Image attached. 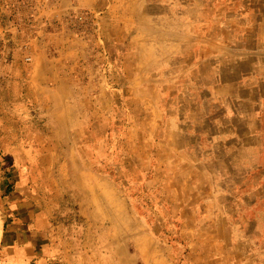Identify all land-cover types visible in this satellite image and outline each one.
I'll return each instance as SVG.
<instances>
[{"label":"rangeland","instance_id":"1","mask_svg":"<svg viewBox=\"0 0 264 264\" xmlns=\"http://www.w3.org/2000/svg\"><path fill=\"white\" fill-rule=\"evenodd\" d=\"M222 2L0 0V32L20 49L0 91V222L32 193L53 211L59 264H264L237 244L264 236L259 138L231 117L254 104L222 88L243 44L233 31L252 49L264 0ZM138 23L151 45L137 56ZM176 31L179 54L148 61Z\"/></svg>","mask_w":264,"mask_h":264},{"label":"crops","instance_id":"2","mask_svg":"<svg viewBox=\"0 0 264 264\" xmlns=\"http://www.w3.org/2000/svg\"><path fill=\"white\" fill-rule=\"evenodd\" d=\"M232 5H234V0H223L221 7L228 10ZM143 18V17H142ZM142 22V20H141ZM135 28H130L131 32L128 35L129 47L132 46L137 49L141 46L143 52H136L139 54H147L149 45H151V38L143 37L140 35L141 25L139 23ZM255 27L253 32L254 47L252 49L244 46L248 38L251 36L249 31H233L235 33V38L238 42H243L236 44L234 48L229 50L228 69L232 78L228 79V82L222 84V88L229 89L234 95H237V102L239 104H245L247 102L254 104L253 112L246 113L244 110L234 112L231 117L239 118L242 120H253L254 122V132L253 135L259 138V144L254 150L259 152L258 162L255 163L258 166L257 171H254L252 177L257 179L260 183H264V177L261 175V170L264 171V16L259 20H256L252 24ZM168 34L165 33L164 35ZM174 37V42L164 41L161 46V42L158 41V48L161 46L163 49V55L157 57L156 54H160L157 50L156 54L152 53L151 62H161L162 59L170 58L174 54H179L183 46H177L175 44V38H181L182 34L174 32L172 33ZM192 36H197L196 34H191ZM208 35V33H205ZM191 36V37H192ZM141 40V41H140ZM150 40V41H149ZM14 60L17 53H20V49L13 45ZM194 48L198 51L203 50L197 44ZM206 50V49H205ZM131 51H127L125 56L127 57ZM250 57L254 58L252 64H247V59ZM11 61L7 65V71L13 70L15 72L16 61ZM223 60V59H222ZM143 65L145 60L140 59ZM223 70V69H222ZM225 71V70H223ZM226 75V71L224 72ZM10 79V76L8 75ZM233 79V80H232ZM231 80V81H230ZM14 82L12 81V86ZM253 92V99L250 96H243L244 92ZM227 102H234L232 98H226ZM225 117H227L225 115ZM252 178V179H253ZM245 176L242 177V182H245ZM215 193V191H213ZM13 194H18L14 192ZM250 194H253V192ZM214 197L216 195L214 194ZM7 202V209L3 210L4 220L2 221V238H1V253H2V264H59L60 259L55 257V253L52 248V235L49 229L52 227V210H44L41 208L40 201H35L34 196L31 194H19V196L10 197ZM5 202V204H6ZM257 203H255V208H257ZM264 232V226L257 229V234L262 235ZM264 236H262L263 238ZM261 238V239H262ZM254 234L253 238H240L238 239V245L243 247V257L245 262L247 259L254 258L256 261L264 260V239L261 240ZM241 260V261H242ZM62 263V262H61ZM257 263V262H256Z\"/></svg>","mask_w":264,"mask_h":264},{"label":"built area","instance_id":"3","mask_svg":"<svg viewBox=\"0 0 264 264\" xmlns=\"http://www.w3.org/2000/svg\"><path fill=\"white\" fill-rule=\"evenodd\" d=\"M84 19L85 16L82 14L77 16L79 22H83ZM12 39L13 38H11L8 33L7 27H2V31L0 32V91L9 80L7 75V65L14 59ZM31 61V57L25 58L26 63H30Z\"/></svg>","mask_w":264,"mask_h":264},{"label":"bare ground","instance_id":"4","mask_svg":"<svg viewBox=\"0 0 264 264\" xmlns=\"http://www.w3.org/2000/svg\"><path fill=\"white\" fill-rule=\"evenodd\" d=\"M2 232H3V230H2V223L0 222V242H1V238H2Z\"/></svg>","mask_w":264,"mask_h":264}]
</instances>
